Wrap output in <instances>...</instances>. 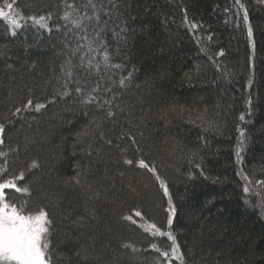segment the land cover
Masks as SVG:
<instances>
[{
	"label": "trees",
	"instance_id": "obj_1",
	"mask_svg": "<svg viewBox=\"0 0 264 264\" xmlns=\"http://www.w3.org/2000/svg\"><path fill=\"white\" fill-rule=\"evenodd\" d=\"M93 2L100 21L85 20L84 30L63 19L72 12L64 0H15L8 10L25 17L15 36L0 18V182L23 172L17 186L29 189L6 190L10 199L48 213L53 264H169L151 243L170 242L139 226L166 230L168 216L155 175L138 166L143 159L168 187L187 264H264V3ZM68 3L73 17L93 14L87 0ZM30 15H51V31ZM89 42L106 44L123 67L106 68L104 49L89 52ZM88 94L97 100L82 103ZM28 99L45 107L24 109ZM104 99L111 118L96 106Z\"/></svg>",
	"mask_w": 264,
	"mask_h": 264
},
{
	"label": "snow or ice",
	"instance_id": "obj_2",
	"mask_svg": "<svg viewBox=\"0 0 264 264\" xmlns=\"http://www.w3.org/2000/svg\"><path fill=\"white\" fill-rule=\"evenodd\" d=\"M261 3H264V0H260ZM15 0H12V3H9L8 0H3V7H0V18L6 20L8 24L11 26V35L15 36L17 34L16 29L22 27L17 19L11 15V12H6V9L13 10V4ZM65 7L68 9H72V12L76 11V5L68 3V0H64ZM108 3L112 5L113 8L116 7L114 0H108ZM236 4L240 5V8L244 9V4L241 3V0H235ZM86 7H91L94 11L92 16H88L85 14L84 16H72V12L65 11L63 19L67 23H71L75 28L82 29L83 22L85 20H93L97 21L99 24L100 16L96 11V4L93 0H87ZM108 15V13H105ZM15 16H19L21 20L25 19L23 15H21L20 11H15ZM51 19V15L44 16H35L30 15L27 17V20H31L35 25H37L40 29H46L51 31L47 21ZM244 20L248 21V12L245 9L244 11ZM107 21H104V24L107 25ZM192 28H195L196 25H191ZM84 30V29H82ZM102 31V29H101ZM123 31V29L121 30ZM118 35V34H117ZM248 35L252 36V28L249 25L248 27ZM82 39L84 37H81ZM211 40V36L208 37ZM83 46H81L82 48ZM81 48H77L76 51H80ZM89 52H100L101 49H104L103 55V63L106 68L112 67L120 69L123 67L122 64H114L111 63V54L107 51L106 44L98 43L97 47H92V42L88 44ZM223 51L219 53V55H223ZM87 55V53H86ZM81 65L84 64V58L81 57ZM87 65L89 70L95 68L97 71L99 70V64L93 63V59L90 57L87 61ZM67 75L71 76V72H67ZM133 79V73L129 72L126 77L120 79L119 84L122 87L126 86V81H131ZM66 88V85H65ZM84 89L81 87H77L75 89L76 93H82ZM101 91L99 83L94 87L91 92L99 93ZM106 91H111V89H107ZM71 93L67 90L60 92L59 95L62 97L69 96ZM97 100V96L88 94L86 99H82L81 102L85 104H91ZM51 102V101H50ZM108 107H105V106ZM98 109H102L105 111L106 116L111 118L114 116V112L111 110V101L104 99L102 103H98ZM45 105L43 103H34L32 99H28L26 104L24 105V109L33 108L35 111H40L44 108ZM22 109L16 108L15 112L12 115H16ZM241 120L244 119L243 116L240 117ZM4 125L0 124V133H3ZM124 135H127L125 133ZM243 136V133H241ZM129 139L132 140V143L135 144L136 140L134 136H129ZM0 143H3L0 140ZM111 143V141H108ZM3 155V153H0ZM239 158V153H237ZM126 164L132 165L134 161L132 159H125ZM36 163L33 162L32 167H36ZM138 166L142 169H147L149 172H152L155 175L156 180L159 182L160 187L163 189V194L168 198V216L166 222V230L162 227L157 226L155 223L149 224H140L139 226L144 229L146 232H150L153 237H161L167 239L170 242L166 248H161L157 243H151V249L157 253H159L160 257L165 258L171 264V261L177 260L179 264H187L186 257L183 252H181L180 246L177 243V238L172 231L173 226V217L176 214V209L172 202V197L169 194L168 187L163 179L159 175H156L155 167L150 166L143 159L138 161ZM24 178V173L21 172L18 176L3 179L0 182V264H53V257L51 254V234H52V220L50 219L48 213L44 209L38 210V212L32 213L26 210L25 204H20L19 206L14 202L13 199H10L12 196L11 192H6V190L13 189L16 193H28L29 189L27 187L17 186L16 181L22 180ZM245 180H248L247 176L243 177ZM264 184V181L260 182ZM244 191L247 193L249 188L245 187ZM136 216H141V213L137 211L135 213ZM125 220L131 221L133 224H136L137 221L132 218V216H124ZM125 248H131L133 252L137 251L136 247L132 244H125Z\"/></svg>",
	"mask_w": 264,
	"mask_h": 264
},
{
	"label": "rangeland",
	"instance_id": "obj_3",
	"mask_svg": "<svg viewBox=\"0 0 264 264\" xmlns=\"http://www.w3.org/2000/svg\"><path fill=\"white\" fill-rule=\"evenodd\" d=\"M5 11L9 12L8 9H5ZM14 18L17 19L21 25L24 23V20H21L20 18H17V17H14Z\"/></svg>",
	"mask_w": 264,
	"mask_h": 264
}]
</instances>
